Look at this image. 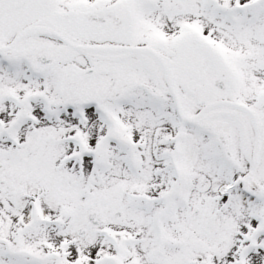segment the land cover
<instances>
[{
    "label": "snow or ice",
    "instance_id": "obj_1",
    "mask_svg": "<svg viewBox=\"0 0 264 264\" xmlns=\"http://www.w3.org/2000/svg\"><path fill=\"white\" fill-rule=\"evenodd\" d=\"M0 264H264V0H0Z\"/></svg>",
    "mask_w": 264,
    "mask_h": 264
}]
</instances>
